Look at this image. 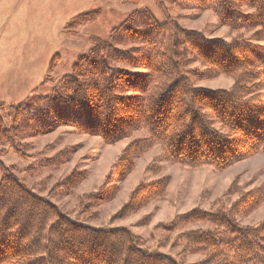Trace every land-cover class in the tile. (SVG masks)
Returning <instances> with one entry per match:
<instances>
[{
  "label": "trees",
  "instance_id": "trees-1",
  "mask_svg": "<svg viewBox=\"0 0 264 264\" xmlns=\"http://www.w3.org/2000/svg\"><path fill=\"white\" fill-rule=\"evenodd\" d=\"M169 1L210 11L231 32L251 34L226 41L182 29L164 3L155 0L163 22L146 8L131 12L107 40L90 38L88 51L49 95L10 108L8 124L0 118V146L21 159V141L58 127L76 128L106 145L146 130V138L124 148L104 185L82 197L86 208L114 200L118 183L132 172L135 161L156 146L170 164L215 171L264 152V0ZM92 14L75 20L88 22ZM189 62L200 67L189 68ZM219 76L232 78V86L210 90L194 84ZM67 154L60 152L41 164L59 168ZM0 172V264H183L150 251L129 228L73 221L19 182L13 167L1 160ZM85 177V172L74 171L58 186L68 192ZM168 184L162 178L137 186L112 222L164 196ZM230 194L237 198L228 204ZM262 206L264 182L249 190L231 187L212 209L195 208L154 230L174 235V247L184 244L190 254L202 255L194 264H264V219L249 226L238 222ZM196 225L208 228L189 229Z\"/></svg>",
  "mask_w": 264,
  "mask_h": 264
},
{
  "label": "rangeland",
  "instance_id": "rangeland-1",
  "mask_svg": "<svg viewBox=\"0 0 264 264\" xmlns=\"http://www.w3.org/2000/svg\"><path fill=\"white\" fill-rule=\"evenodd\" d=\"M160 1L182 29L226 41L251 34L231 32L221 26L210 11L201 12L182 8L169 0ZM144 8L158 22H163L155 0H0V118L8 124L10 108L31 105L39 96L49 95L63 77L71 74L78 57L88 51L90 38L107 40L110 31L131 12ZM244 12L252 13L253 10L244 8ZM90 13H93L92 19L88 22L75 20ZM188 64L189 68L200 67L199 63ZM194 84L210 90H227L233 79L219 76L194 81ZM146 137L147 132L142 129L130 138L106 145L100 138L86 135L76 128L58 127L48 134L21 141L23 159L10 148L0 146V160L13 167V174L19 182L36 195L50 200L73 221L91 227L129 228L134 235L145 240L150 251H158L176 263H198L203 260L202 255L190 254L184 244L174 247V235L154 230V227L195 208L212 209L231 187H247V190L258 187L264 182V152L223 171H215L210 167L186 169L170 164L161 159L160 146H156L135 161L132 172L118 183L119 192L114 200L96 208H86L82 197L104 185L113 164L130 142ZM64 151H68V160L59 168L41 164L42 160ZM74 171L85 172V180L66 192L58 185ZM162 178L169 179L164 196L128 217L112 222V217L137 186ZM236 198L234 194L226 201L231 204ZM147 217L149 220L145 222ZM263 219L264 206L238 218V222L249 226ZM197 228L208 227L196 225L189 229Z\"/></svg>",
  "mask_w": 264,
  "mask_h": 264
}]
</instances>
